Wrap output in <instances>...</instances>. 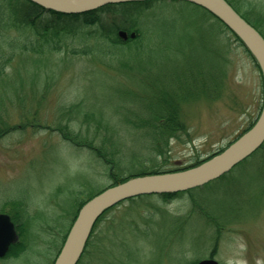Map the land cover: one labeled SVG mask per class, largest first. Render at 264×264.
<instances>
[{
	"label": "rangeland",
	"instance_id": "1",
	"mask_svg": "<svg viewBox=\"0 0 264 264\" xmlns=\"http://www.w3.org/2000/svg\"><path fill=\"white\" fill-rule=\"evenodd\" d=\"M247 2L257 5L252 10ZM235 5L250 14L248 19L253 24L261 22L260 30L264 31V0H236ZM153 6L146 8L143 17H148L149 12L177 16L163 19L166 26L155 27L153 33L145 36L143 46L149 45L148 48L139 50L135 43L129 49L118 45L116 53L107 54H72L65 51L67 48L44 54L17 49L12 62L0 74V210L11 209L9 203L13 201V207L22 212L29 242V252L18 258H0V264H51L82 200L115 181L110 166L90 148L76 145L60 133V128H64L77 137L96 135L95 139L103 133L102 129L95 132L89 128L93 124L87 113L74 108L79 103L99 113L108 126L105 135L122 143L119 146L116 142L120 149H133L132 163H127L132 165L130 168L143 167L148 171L191 168L229 146L260 115L264 105L260 66L248 48L223 26L228 44L225 82L224 76L211 79L223 85L221 96L184 105L183 119L188 131L182 132L181 138H173L170 150L165 156H158V163L152 162L149 151L142 148L147 145L144 132L148 129L135 122L141 123V118L153 121L152 113L160 111L164 95L181 90L185 67L200 65L210 69L220 49L214 43L217 25H212L219 21L206 9L172 0H157ZM207 16L215 21L197 23ZM6 46L0 47L3 63L9 59ZM149 106L154 109L147 114ZM130 148L128 153H132ZM130 168L123 175L136 173ZM242 179L246 180L243 194L234 192L222 203L231 214L240 216L236 222L241 223L227 229L218 244L210 241L214 229L199 219L191 221L183 231L178 229L173 217L190 212L187 193L169 199L161 194L149 195L124 201L109 213L108 217L117 220V231L110 230L112 225L106 220V236H115L119 226L128 225L127 230L136 231L140 237L120 229L119 235L125 238L121 245L125 246H117L107 261L180 264V259H187V264H192L215 250L221 264H264V196L259 191L262 177L246 174ZM161 208L170 216L154 225L158 218L152 220L147 236L143 231L149 224L141 217L159 213ZM135 214L137 222L132 219Z\"/></svg>",
	"mask_w": 264,
	"mask_h": 264
},
{
	"label": "trees",
	"instance_id": "2",
	"mask_svg": "<svg viewBox=\"0 0 264 264\" xmlns=\"http://www.w3.org/2000/svg\"><path fill=\"white\" fill-rule=\"evenodd\" d=\"M156 1L157 0H141L113 3L82 14H65L45 9L31 0H0V47L4 45L6 46L7 44L6 47L9 49L8 62L3 63L0 60V74H2V71H5L8 64L12 62L17 49L44 54L49 51H60L67 48L65 51L72 54H107L116 53L117 51L115 48L118 47V45H125L126 48L129 49L131 44L135 43L139 50H143L146 47L148 48L149 45L143 46L145 44V36L153 33L155 27L166 26L167 22L163 19H170L173 16H177L176 14H170V16H167L166 14H161L162 12H149L148 17H143L146 8L152 7ZM231 1L235 2L234 0ZM247 3L252 10L257 5H254L251 2ZM249 16L250 15L246 13V17L248 18ZM212 21H215V19L207 16L202 20L198 19L197 23L205 25ZM217 21L220 23L212 22V25H217L218 33L215 35L214 43L220 49L216 52L215 61L211 68L206 69L204 66L200 65H190L185 67V74L183 76L184 80L179 86L181 90L176 93L171 92L170 95L165 94L164 97L162 95L160 96V100H162L163 97L162 105L159 106L160 111L158 113H152V115L155 116V119L150 121L141 118L139 120L141 123L135 122L138 126L140 125L148 129L144 132L147 138L144 143L147 145L142 148L145 152L149 151L151 156L150 159L154 163H158V156H165L168 153L173 138H181L180 134L188 131L189 128L187 127V123H185L183 119L184 105L192 102L196 103L197 100H210L221 96L222 92L220 91L223 88V85L220 84L218 80L211 81V79H219V77L224 76L225 82L227 63L225 52L228 49V44L226 43L223 31L224 24L219 19H217ZM254 24L259 29L263 28L261 22H255ZM147 25L149 29H146ZM120 28L136 30L138 35L135 39L122 41L117 36V31ZM261 31L264 33L262 29ZM15 32H17V34H15ZM234 36L236 37V40L242 42L238 35ZM152 92H154V90ZM74 108L87 113L89 122L93 124L89 127L90 129L93 127V130H96L95 132L102 129L103 133L99 134L98 139H95L96 135L77 137V134L74 135L73 132L69 134L64 128H60V133L66 138L68 137L67 139L74 142L76 145L90 148L94 154L105 162L106 166H110V174L115 180L114 183L127 179V176L123 175V173L132 166H128L127 163H132L130 159L134 154L133 149L128 147L132 151V153H128V148L125 149V146L123 149L119 148L122 143L113 138V136L108 137L105 135V129L108 128L107 123L91 106L79 103V105L74 106ZM153 109V106H149L147 108V114L152 112ZM97 114L99 117H96ZM95 140H97V142H95ZM116 142H119V146L116 145ZM125 157H128L129 159H124ZM144 157H146V155ZM200 163L201 162L199 161L195 165ZM116 168L118 169V172L114 171ZM138 168L136 169L135 166L130 168V171H136V173L131 172L129 175L144 174L148 172V170H143V167ZM152 172H161V170L155 169L152 170ZM246 174H255L262 177L259 191L264 196V142L246 158L240 161L231 172L223 175L216 181L203 187L180 192L182 194L187 193L191 203L190 212L187 213L186 216L173 217L178 229L183 231L191 221L199 219L203 221L207 227L214 229L210 241H213L215 245L218 244L223 233L227 232V229H230L234 224L241 223V221L236 222L237 218L240 216H234L231 214L230 209L225 208L226 204L223 206L222 203H226L228 196L234 192L243 194L244 189H246V180H243L242 177L246 176ZM180 193H166L161 195L163 198L169 199ZM216 193H219V198ZM146 196H140L130 200L135 201L138 200V198ZM219 199L221 200L220 203ZM84 202H86V200H82L80 206ZM9 204L13 205V203ZM131 205L134 204L132 203ZM115 207L109 209L98 219L78 264H102L101 262L104 264H114L113 260L107 261L106 257H108L109 254H113L114 249L117 246H125L121 245L124 243L121 240L125 238L119 235L120 229H123L125 234L132 233L136 238L140 237L135 233L136 231H128V225L125 227L119 226L120 229L116 233L119 239L116 235L106 236V220L112 225L110 230L113 232L117 231V227H115L117 225L116 218L108 217L109 213L112 212ZM78 210L75 211L74 218L76 217ZM129 213L132 214V212ZM190 214H193L196 217H191ZM169 216L170 214L167 213L165 208H161L159 213L151 212L143 215L141 218L149 224V226H146V230L143 231L144 234H147L148 236L150 222L152 220L158 218L152 224L154 225L156 221L168 219ZM182 218L184 219L183 222H181ZM14 219L16 220L18 229L21 233V240L12 245L8 256L20 257L27 251L29 242L24 234L26 225L23 221L22 214L14 213ZM132 219L133 222H137V214H135ZM128 222L130 223L129 219ZM71 224L72 223H70L68 228L65 229L66 232L63 235L62 244L66 239ZM123 224H125L124 221ZM30 227L34 232L32 226ZM136 227L138 228V225ZM200 234L201 233H199V236ZM200 238H198L197 251L201 250ZM33 243H35V241H33ZM187 250H189V248L186 249V252ZM211 255H215V250L212 251ZM194 263L195 262L192 264ZM180 264H187V259H184V261L180 259Z\"/></svg>",
	"mask_w": 264,
	"mask_h": 264
},
{
	"label": "water",
	"instance_id": "3",
	"mask_svg": "<svg viewBox=\"0 0 264 264\" xmlns=\"http://www.w3.org/2000/svg\"><path fill=\"white\" fill-rule=\"evenodd\" d=\"M39 5L63 13H83L108 3L131 0H32ZM204 5L234 30L255 54L264 75V36L243 18L227 0H187ZM125 40L137 33L121 29ZM264 141V109L257 123L224 152L203 164L181 172L149 173L112 185L90 198L80 208L67 239L54 264H77L97 219L114 205L139 195L176 193L203 186L233 167ZM19 240L15 223L8 213H0V257ZM197 264H220L216 258H205Z\"/></svg>",
	"mask_w": 264,
	"mask_h": 264
},
{
	"label": "flooded vegetation",
	"instance_id": "4",
	"mask_svg": "<svg viewBox=\"0 0 264 264\" xmlns=\"http://www.w3.org/2000/svg\"><path fill=\"white\" fill-rule=\"evenodd\" d=\"M17 209V208H16ZM0 212H7V210L6 211H0Z\"/></svg>",
	"mask_w": 264,
	"mask_h": 264
}]
</instances>
